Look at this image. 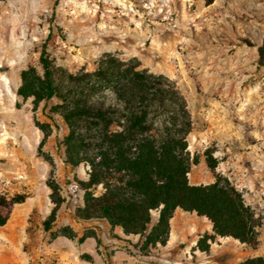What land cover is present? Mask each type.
<instances>
[{
    "label": "rangeland",
    "instance_id": "rangeland-1",
    "mask_svg": "<svg viewBox=\"0 0 264 264\" xmlns=\"http://www.w3.org/2000/svg\"><path fill=\"white\" fill-rule=\"evenodd\" d=\"M49 32L48 53L71 72L93 70L110 51L175 82L193 119L190 158L198 156L188 180L206 184L216 173L226 176L261 216L256 248L216 236L200 252L195 241L212 232L210 221L178 209L172 245L145 255L133 246L137 237L108 229L104 220L75 217L83 195L75 180L87 177L89 165L62 163L55 142L66 126L57 116L58 128L39 153L35 120H48L43 102L33 108L32 97L16 94L20 70L39 69V46ZM263 42L264 0H0V193L26 195L0 225V264H238L264 257V56L257 49ZM207 148L218 160L214 170L204 160ZM49 177L64 197L51 230L69 225L77 237L52 238L43 229L52 207ZM91 231L100 245L92 236L78 242Z\"/></svg>",
    "mask_w": 264,
    "mask_h": 264
},
{
    "label": "trees",
    "instance_id": "trees-1",
    "mask_svg": "<svg viewBox=\"0 0 264 264\" xmlns=\"http://www.w3.org/2000/svg\"><path fill=\"white\" fill-rule=\"evenodd\" d=\"M49 37L50 32L39 46V69L30 64L20 70L16 94L22 99L32 97L33 108L43 102L48 120H35L42 132L39 153L52 127L58 128L57 116L66 126V133L55 142L62 163L89 165L87 177L75 180L83 190L75 217L104 220L111 230L120 227L124 237H137L134 248L147 255L151 248L166 244L169 221L180 208L211 222L212 232L200 235L195 249L207 253L216 236L256 248L261 216L245 202L242 192L218 173L206 184L188 180L190 164L197 163L198 156L190 158L187 135L193 119L175 82L141 67L136 57L125 59L110 51L97 58L93 70L82 67L71 72L48 53ZM257 49L264 56V42ZM52 99L56 102L48 105ZM203 155L214 170L218 160L212 151L207 148ZM46 185L52 207L43 229L52 238L77 237L69 225L51 230L64 197L53 178H47ZM96 187L100 192H94ZM25 198L23 193L10 197L0 193V225L6 223L12 206ZM88 236L101 244L94 231L77 240L83 242ZM238 264H264V257L249 256Z\"/></svg>",
    "mask_w": 264,
    "mask_h": 264
},
{
    "label": "crops",
    "instance_id": "crops-1",
    "mask_svg": "<svg viewBox=\"0 0 264 264\" xmlns=\"http://www.w3.org/2000/svg\"><path fill=\"white\" fill-rule=\"evenodd\" d=\"M178 209H180V208H176L175 209V211H174V213H173V215L174 214H176V212L177 211H179ZM180 210H182V209H180ZM183 211V210H182ZM193 213H195V212H193ZM173 217V216H172ZM172 217H171V219H170V221H169V224H170V231H169V237H168V240H167V242H166V244L165 245H159V247L161 246V247H164V246H171L172 245V237H171V235H172ZM105 223L107 224V222L105 221ZM210 224H211V222H210ZM107 226H108V229H110V226L107 224ZM114 231H116V232H118L120 235H122L123 236V233H122V231H121V229H120V227H114V229H113ZM196 242V241H195ZM156 247V246H155ZM201 252V251H200Z\"/></svg>",
    "mask_w": 264,
    "mask_h": 264
}]
</instances>
